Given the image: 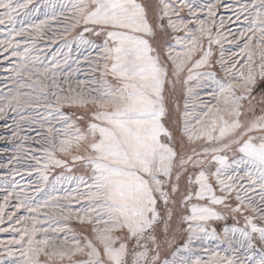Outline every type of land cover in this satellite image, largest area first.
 <instances>
[{"label": "snow or ice", "instance_id": "1", "mask_svg": "<svg viewBox=\"0 0 264 264\" xmlns=\"http://www.w3.org/2000/svg\"><path fill=\"white\" fill-rule=\"evenodd\" d=\"M0 65V261L264 264V0H0Z\"/></svg>", "mask_w": 264, "mask_h": 264}, {"label": "rangeland", "instance_id": "2", "mask_svg": "<svg viewBox=\"0 0 264 264\" xmlns=\"http://www.w3.org/2000/svg\"><path fill=\"white\" fill-rule=\"evenodd\" d=\"M37 4L43 5L45 3H47V0H36ZM221 13H223V10H221ZM42 46V45H41ZM0 67H2V65H0ZM4 75L3 72H0V76ZM17 179H19V177H17ZM7 235L0 233V239H6ZM0 264H7V258H3V261H0Z\"/></svg>", "mask_w": 264, "mask_h": 264}]
</instances>
